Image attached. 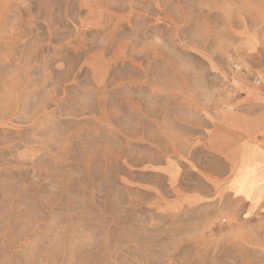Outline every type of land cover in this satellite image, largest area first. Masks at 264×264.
Returning <instances> with one entry per match:
<instances>
[{
    "label": "rangeland",
    "instance_id": "rangeland-1",
    "mask_svg": "<svg viewBox=\"0 0 264 264\" xmlns=\"http://www.w3.org/2000/svg\"><path fill=\"white\" fill-rule=\"evenodd\" d=\"M0 264H264V0H0Z\"/></svg>",
    "mask_w": 264,
    "mask_h": 264
}]
</instances>
